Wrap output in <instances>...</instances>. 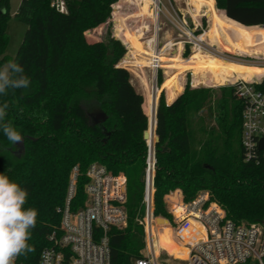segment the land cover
Masks as SVG:
<instances>
[{"label":"trees","instance_id":"trees-1","mask_svg":"<svg viewBox=\"0 0 264 264\" xmlns=\"http://www.w3.org/2000/svg\"><path fill=\"white\" fill-rule=\"evenodd\" d=\"M63 1L65 12L52 6V0H20L14 16L26 29L9 60L4 54L8 43V0H0V66L15 61L30 78L27 89H9L7 95L0 94V105L9 104L6 121L24 138L23 150L18 153L16 144H11L0 130V173L26 188L25 207L38 210L36 227L29 240L34 251L17 260L36 264L41 250L52 245L48 237L59 227L71 168L78 166L75 194L70 201L71 209L75 210L85 197V170L89 163L98 161L126 177L127 222L122 229L111 227L108 231L110 264H132L144 247L143 229L135 218L143 213L147 150L143 132L148 128L149 118L152 126L147 113L150 107L153 110L154 96H147L146 113L143 97L131 83L130 73L116 64L124 52L118 39L85 41L86 30L92 37L99 36L95 27L106 22L117 0ZM124 1L114 4L104 37L115 36V26L127 22V17L119 13ZM142 1L145 7L151 3ZM214 1L228 19L240 25L264 24V0ZM205 4L211 24L202 38L236 56L243 57V53L256 50L251 40L239 39L238 32L244 30L226 23L212 0ZM230 28L237 31L234 37L229 34ZM143 33L122 42L126 49ZM262 39L257 45L264 42ZM140 40L130 47L129 60L125 62L139 68L149 67L150 41ZM181 49L179 46L172 50L169 57L161 53L158 56L161 66L172 61L174 66L200 73L202 77L214 71L213 81L221 84L235 74L240 77L247 74L246 69L224 63L201 50H192V55L184 59ZM258 51H264V47ZM159 72L160 69L157 75ZM249 75L264 79V72L253 71ZM140 79L143 80L141 75ZM160 83L158 79L157 84ZM175 83L176 79H168L165 85L170 88ZM257 86L264 91V80ZM241 110L242 101L233 85L216 89L192 87L187 78L183 91L170 103L164 100L161 91L154 109V134L158 137L154 144L155 214L167 215L163 204L167 191L179 188L184 199L190 200L198 191L205 190L228 219L235 223L264 224V163L243 159ZM100 113L103 119L96 121ZM186 226L191 231L195 228L190 221ZM158 238L165 251L173 247L166 231H160ZM172 239L175 241L173 236Z\"/></svg>","mask_w":264,"mask_h":264},{"label":"built area","instance_id":"built-area-1","mask_svg":"<svg viewBox=\"0 0 264 264\" xmlns=\"http://www.w3.org/2000/svg\"><path fill=\"white\" fill-rule=\"evenodd\" d=\"M51 5L58 11L65 12L63 0H52ZM155 10L153 19L154 34L147 39L151 44L149 69L152 74L156 106L157 72L161 67L158 56L169 50L184 48L229 59L228 54L212 45L202 33H196L183 16H180L170 4L169 9L162 0H151ZM164 15L167 21L178 31V38L167 39L159 43L157 35L159 17ZM264 80V79H262ZM258 80L234 79L225 84L235 86V94L242 101L240 144L245 161L264 163V91L260 90ZM155 109V107H154ZM151 112V107H150ZM155 113V112H154ZM154 130L146 140L147 150L143 168V213L135 221L143 229L144 247L141 256L133 259L132 264H163L160 247L155 248L154 232L165 223L172 230L175 241L186 250L185 258L170 257L181 260L183 264H264V224L260 222L235 223L228 219L225 211L210 199L205 190L198 191L189 201H184L180 189L164 195L163 202L170 206L173 223L154 213V177L156 159L154 149ZM260 144L262 148L259 149ZM78 166L71 168L66 199L61 210L59 227L52 231L49 240L52 245L43 248L36 264H110L109 229H122L126 226L127 213L126 177L122 172L114 173L104 164L93 161L85 170L83 187L84 200L81 206L72 210L70 201L75 194ZM192 222V228L186 222ZM15 264H25L16 259Z\"/></svg>","mask_w":264,"mask_h":264},{"label":"rangeland","instance_id":"rangeland-1","mask_svg":"<svg viewBox=\"0 0 264 264\" xmlns=\"http://www.w3.org/2000/svg\"><path fill=\"white\" fill-rule=\"evenodd\" d=\"M118 1L119 0H117L116 2ZM207 1L209 0H162L164 5L168 9L170 7L169 5L171 4L172 7L177 11V13L180 16H183L185 18L189 26L191 28H195L196 33L204 32L205 29L211 24L209 17L207 15L208 7L207 5H205V2ZM19 2L20 0H8V9H9V14H10L7 19V23H6L8 43H7L4 54L9 60H11L14 57L17 51V48L21 42V39L23 37V33L26 29V25L20 22L19 20H17L14 16ZM115 3H113L111 6V11L108 16V19L113 13V6ZM119 13L126 16L128 20L127 22L123 24H118L115 26V36L116 37L114 35H110L109 37H104V29L106 28L108 19L106 20L104 24L95 27V28H98V32H99L98 37L90 36L88 34L89 30H86L85 32H83V35H84L85 41L87 42H91L94 40H102L104 42H107L108 40H111V39H118L120 41V43L124 47V52L117 59L116 64L123 66L128 70V72L130 73L131 83L136 89H138V91L142 93L141 95L143 97V104L145 105V110H147L148 102L144 103V100L145 99L147 100V96L149 94L151 96H154L151 70L147 66L139 68V67L128 65L125 62V60H129L128 50L136 41L140 39H141L140 41H145V39L146 40L149 39L154 34L153 23H152L154 19V9L152 8L151 3L150 5L145 7V2L142 0H125L121 4ZM223 20L228 24L229 23L234 24L236 27L244 30L242 33L238 32L239 39L251 40L252 45L254 44V47L256 49L254 50L255 52L252 50L250 52L243 53L242 54L243 57H237V56L227 53L228 56H230L228 58L232 61L239 62V63L264 66V51H258L259 49L264 47V42H261V44L257 45L260 39L264 38V26L242 27L238 23L231 22L225 16H223ZM141 32H144L143 37L134 41L129 47V49L127 50L125 45L122 42L126 41L127 39ZM236 32L237 31H235V29L233 28H230L229 30V34L232 37H234ZM178 36H179L178 31L167 21L164 15H160L159 29L156 35L157 41L161 43L167 39L178 38ZM164 54L169 57L170 56L169 50L166 51ZM191 55H192V50L188 47H185L182 58L186 59V58H189ZM162 64H163L162 65L163 67L162 66L160 67V72L157 75V80L158 79L161 80L160 85L157 84V80H156V85L158 86V92L156 93V106H157L159 94L161 93V91L163 92L164 100L166 101L164 89H162V87L164 86V84L166 83L168 79H171L173 77L176 78V77L182 76V78H184L183 79L184 85H185L186 79L189 78V85L192 87H197V86L198 87H211V88L216 89V88L228 85L225 83L224 84L215 83L213 81L214 74H215L214 71L202 77L200 73H198V75L193 74L191 70L174 66L172 61H166V62H163ZM140 75L142 76L143 80L140 79ZM154 102H155V98H154ZM153 112H154V106H153V110L149 112L151 117H153L152 115ZM178 189L179 188H175L170 191L174 193ZM170 191H167L164 195L169 194ZM164 195H163V198H164ZM183 200L189 201V200H185L184 197H183ZM163 204H164V209L167 212V215L156 214L157 217L161 216L163 218H167L171 222V224H174L172 221L173 216L169 212V207H170L168 206L169 204L166 205L164 202ZM158 222L165 223V225L160 227L157 230V234H156L157 243L159 244L158 233L160 231H166L173 243V247H169L166 252L170 253L171 249H174V250L177 249L178 251L173 256L182 258L181 254L179 253V250L181 249V245H178L177 243H175V241L172 240L170 227L166 224V221L163 219L158 220ZM166 252L165 254H160V258L163 264H183V261L174 260Z\"/></svg>","mask_w":264,"mask_h":264},{"label":"clouds","instance_id":"clouds-1","mask_svg":"<svg viewBox=\"0 0 264 264\" xmlns=\"http://www.w3.org/2000/svg\"><path fill=\"white\" fill-rule=\"evenodd\" d=\"M29 85L30 78L15 61L0 66V94L7 95L9 89H27ZM8 108L7 102L0 105V130L15 145L24 138L10 121H6ZM27 200V189L0 173V264H15L19 256L34 251L29 240L36 227L38 210L26 208Z\"/></svg>","mask_w":264,"mask_h":264},{"label":"bare ground","instance_id":"bare-ground-1","mask_svg":"<svg viewBox=\"0 0 264 264\" xmlns=\"http://www.w3.org/2000/svg\"><path fill=\"white\" fill-rule=\"evenodd\" d=\"M151 1V0H150ZM154 19H155V10H154ZM177 45H179V46H181L182 47V44L181 43H177ZM224 52V51H223ZM225 53H227V52H225ZM207 54H209V53H207ZM228 54H230V53H228ZM209 55H211L212 57H217V58H219V59H221L224 63H227V64H234V65H237V66H239V67H242V68H244V69H246V71H247V74H246V76L245 77H240V76H238L237 74H235L229 81H226V82H224V83H227V82H231V81H233L234 79H237V78H243V79H247V80H252V79H254V80H258V81H260L259 80V78H257V77H255V76H250L249 75V73L250 74H252L253 73V71H259V72H264V66H262V65H250V64H244V63H239V62H235V61H232V60H230V59H225V58H222V57H219V56H217V55H213V54H209ZM231 55H233V54H231ZM234 56H236V55H234ZM237 57H241V56H237ZM223 83V84H224ZM155 103V102H154ZM154 107H155V104H154ZM153 117H151L152 118V126H153V119H154V112H153ZM164 220V219H163ZM165 225V224H164ZM163 225V226H164ZM157 234V230L154 232V245H155V248L157 249V247H160V245L157 243V240H156V235ZM161 248V247H160ZM164 250V249H163ZM178 250L177 249H171V251H170V255H174L176 252H177ZM179 253L181 254V256H182V258H185V256H186V250H185V248L183 247V246H181V249L179 250ZM173 257H175V256H173ZM176 258H180V257H176ZM181 259V258H180Z\"/></svg>","mask_w":264,"mask_h":264},{"label":"crops","instance_id":"crops-1","mask_svg":"<svg viewBox=\"0 0 264 264\" xmlns=\"http://www.w3.org/2000/svg\"><path fill=\"white\" fill-rule=\"evenodd\" d=\"M213 1V6H214V8L217 10V12H219L222 16H225V14H224V12H223V10H221V9H218L216 6H215V1L214 0H212ZM208 2V1H207ZM206 3V2H205ZM206 5V4H205ZM226 17V16H225ZM209 20H210V18H209ZM230 20V19H229ZM230 21H232V20H230ZM210 22H211V20H210ZM232 22H234V21H232ZM234 23H236V22H234ZM242 27H254V26H243V25H241ZM257 26H264V24H262V25H257ZM181 56L183 55V53H182V51H181ZM250 65H252V64H250ZM173 79H176V83H175V85H172L170 88L169 87H166V85L164 84V86L162 87V89H164V93H165V98H166V102L167 103H170L178 94H180L182 91H183V87H184V81H183V79L184 78H182V76H180V77H176V78H171V80H173ZM193 84V83H192ZM135 88V87H134ZM136 89V88H135ZM136 91L137 92H139V93H141L140 91H138V89H136ZM142 94V93H141ZM146 100V99H145ZM144 100V103L145 102H147V100L145 101ZM143 106V109H144V111L146 112V110H145V105L143 104L142 105ZM147 113V112H146ZM149 113H147V115H148ZM149 117V116H148ZM170 231H171V228H170ZM171 238H172V231H171ZM173 240V239H172ZM174 241V240H173Z\"/></svg>","mask_w":264,"mask_h":264},{"label":"water","instance_id":"water-1","mask_svg":"<svg viewBox=\"0 0 264 264\" xmlns=\"http://www.w3.org/2000/svg\"><path fill=\"white\" fill-rule=\"evenodd\" d=\"M155 110H156V106H155ZM99 119H103V114H102V113L96 115L95 120L97 121V120H99ZM150 125H151V124H150V118H149L148 128L143 132V138L145 139V141H146V140H149L150 137H151V128H153V130H154V128H155V125H154V119H153V126H150ZM153 141H154V144H155V143L158 141V137H157V136H154ZM23 143H24V142H23V140H22L21 142H18V143L16 144V146L18 147V149H17V152H18V153H21V152H22L23 147H24ZM261 148H262V144H260V146H259V149H261Z\"/></svg>","mask_w":264,"mask_h":264}]
</instances>
